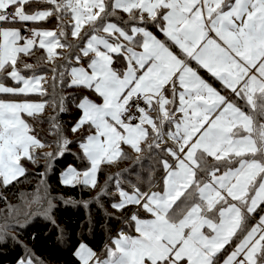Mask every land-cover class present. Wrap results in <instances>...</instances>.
<instances>
[{
    "label": "snow or ice",
    "instance_id": "6c2138e0",
    "mask_svg": "<svg viewBox=\"0 0 264 264\" xmlns=\"http://www.w3.org/2000/svg\"><path fill=\"white\" fill-rule=\"evenodd\" d=\"M35 2L48 7L26 11L32 0H0V23L37 24L51 17L59 22L58 32L25 28L29 35L0 27V94L47 95L44 76L34 71L25 76L17 67L22 54L30 56L38 47L45 53L40 60L53 65L54 90L67 73L68 87L90 90L100 101L83 96L76 104L82 114L71 131L89 126L91 134L79 142L87 165L82 171L69 166L61 183L95 188L101 165L125 156L121 145L140 154L144 144L171 158L160 159L162 184H152L148 191L137 185L126 191L117 179L120 199L112 207L121 211L137 206L126 218L132 231L121 228L100 254L80 243L74 252L79 264H264V214L249 226L258 210L264 213V0ZM118 11L128 15L124 26L110 19L119 20ZM69 15L70 35L79 44L67 42L63 21ZM114 55L123 58V70L114 67ZM58 58L65 63L57 64ZM82 58H88L86 68L70 67L73 59L80 64ZM190 61L235 99L222 95ZM23 67L34 69L28 63ZM9 78L22 86H6L3 81ZM64 99H0V186L19 181L27 171L22 161L36 164V150L52 147L33 134L24 117L42 115L49 103L64 111ZM49 121L57 138L54 151L42 153L46 170L71 143L55 117ZM33 203L46 204L43 214L49 215L53 204L47 187L40 195L38 186L28 207ZM8 208L20 213L18 206ZM18 264H34L31 253Z\"/></svg>",
    "mask_w": 264,
    "mask_h": 264
},
{
    "label": "trees",
    "instance_id": "16d2710c",
    "mask_svg": "<svg viewBox=\"0 0 264 264\" xmlns=\"http://www.w3.org/2000/svg\"><path fill=\"white\" fill-rule=\"evenodd\" d=\"M45 6L47 5L36 4L32 1L30 5L25 7L28 11H34ZM69 17L70 15L67 16V18ZM58 23L56 18H51L41 22L40 25L43 27H54ZM64 24L65 26L67 25L65 30L68 31V37H70L71 23ZM24 31L25 27L23 28V33ZM173 49L179 53L177 48L174 47ZM43 56L45 55L42 54L40 58ZM114 61L117 67H122L125 64L123 58L119 56H115ZM63 63L65 62L62 61L57 64ZM203 72L209 74L206 70ZM64 80L65 82L61 84L59 78L57 79L55 90L53 88V80H49L46 83L47 95L45 96L31 94L27 97H15L9 95L11 98L39 97L47 101L64 97L65 110L60 111L59 107L54 108L53 104L49 103L42 115H38L36 118L26 116L27 121L34 130L33 134L42 142L52 145V147H45L44 150L36 151L38 157L36 164H32L27 160L22 161L27 171L25 176L20 177L19 181L13 182L6 188L0 186V208L3 210L0 216V264H17L28 253H31L34 264H79L74 252L80 243H87L96 252L101 253L105 244L110 241V237H113L120 230L121 223H115L114 215H106L102 208L94 206L93 203H91L92 206L90 208L85 205V202L94 200L92 199L93 192L96 189L102 190L106 188L107 194L103 196L105 201H108L110 196L116 194V172L121 169V165L118 162L111 165L102 164L95 188L82 185L70 187L61 183V173L70 165H74L80 171L86 167L87 162L83 158L79 142L91 134L88 131V125H85L84 128L75 133L71 131V128L82 114L76 104L90 90L68 87L70 76L67 73ZM232 99L235 98L232 97ZM239 103L242 104L243 102ZM50 117H55L56 122L62 128L63 135L71 143L68 145L64 155L57 156L52 160L51 167L46 170L47 161L42 156V153L54 151V141L57 138L51 132ZM93 131L94 129H92ZM142 147L146 149L145 156L147 161L151 162L154 168L159 169V175L162 176L163 171L159 161L162 157H169H165L164 153L158 152L156 149H151L147 154L149 150L147 146L142 144ZM125 153L128 154L127 159L132 161L133 157L131 154L128 151H125ZM113 168L117 170H114V175H110L109 171ZM41 173H44V175H41ZM109 177H111L110 182H108ZM105 181L107 184H105ZM38 186L41 193L47 187L52 203H54L48 216H45L43 212H38L25 218L23 213L16 214L13 210L9 212V204L18 207L21 204H25L29 198H33L34 191H36ZM1 187L3 188L1 189ZM25 193L26 199L23 201L22 197H25ZM43 205L44 208L47 207L46 204ZM130 209V207L124 208V215L128 214L130 216L132 212H128ZM258 213L257 211L256 214ZM253 222L254 216L249 219V226Z\"/></svg>",
    "mask_w": 264,
    "mask_h": 264
},
{
    "label": "rangeland",
    "instance_id": "374dc122",
    "mask_svg": "<svg viewBox=\"0 0 264 264\" xmlns=\"http://www.w3.org/2000/svg\"><path fill=\"white\" fill-rule=\"evenodd\" d=\"M32 1L35 2V0H32ZM45 7H48V6H45ZM39 9H42V8H38L36 10H39ZM26 11H28V10L26 9ZM117 16L120 18L119 20L116 19V17H112L110 19L112 20V22L118 23L120 26H124L123 25V21L128 19V15L126 13L118 11L117 12ZM51 18L53 19L55 17H51ZM51 18H49V19H51ZM41 22H43V21H41ZM41 22H39L37 24H32L31 22H28L26 24H24V23H15V24H13V23H0V27H15V28H19L21 30L22 35H25V33H23V28L24 27L25 28H27V27H36V28L46 29V30H56L57 32L59 31L57 25L54 26V27H43L42 25H40ZM63 22L64 23H72L71 22V18L70 17L67 18V16H64V21ZM148 29L150 31L154 32V27L153 26L149 25ZM101 35H106V34L101 33ZM62 42H64L63 39H62ZM67 42L68 43H73V44L81 43L79 40H77V39H75V38H73L71 36L67 37ZM137 50H139V49H137ZM57 51L58 52H65V54H66L68 51L78 52V49H57ZM42 54L45 55L44 50L43 49H39L37 47V48L33 49V54L32 55H30V56L21 55V58H20V60L18 61V64H17V67L21 70V74L25 75V76H31L33 74V71H34L36 75L44 76L46 78L47 82L49 80H51L52 77H53V73L50 70H48V69H51L53 67V65L51 63H49V62H46V60H39V58H40V56ZM177 54H179V53L177 52ZM87 60H88V58H82L81 63L77 64L75 62V60L73 59L70 67L84 66L86 68L87 67V63H86ZM114 60H115V55H114ZM62 61H63L62 59L58 58L56 63H59V62H62ZM25 63L34 65V69L33 70H25L24 67H23V65ZM193 63H194V66L198 70H200L199 67L195 64L194 61H193ZM114 67L117 68V69L123 70V68L125 67V64L122 67H117L115 65V63H114ZM200 71L203 73L202 70H200ZM203 77L214 88L218 89V91H220L222 95H226V96H229L230 98H232V94H231L230 90L224 89L223 86H221V87L217 86L216 87L217 82L221 84V82L218 81L216 78L211 77L210 74L205 75L204 73H203ZM3 82L5 83L6 86H11V87H20V86H22V85L16 84V82L12 81L10 78L4 80ZM47 82H42V87L44 89H46V83ZM86 96L89 99H92V100H94L96 102H100L98 97L91 91L88 92ZM15 97H17V96H15ZM0 99L15 100V101L29 100V101H36V102L43 100L42 98H39V97H36V98H11V97H9V95H4V94H0ZM24 118L26 119V116ZM26 121H27V119H26ZM94 131L92 133H94ZM169 143H171V141H169ZM121 147H122L124 153H125V151H128L131 154V156L133 157V160L129 161L127 159L128 158V154L127 153H125L124 157H122V158H120L118 160V163L121 165V169L118 172H116V173H119V176H116L115 185H116L117 179H119L120 182H121V187L123 189H125L126 191L131 192L132 191L131 185H137L138 187H140L141 191H148L152 184H157V185H161L162 184V178H163V175H164V171H163L162 165L160 164L161 165V169L163 171V174L161 176V175H159V171L160 170L157 169V168H154L152 166V163L147 161V158L145 156L146 149H144V151L142 153L137 154L135 151H133L127 145H121ZM44 149L45 148L37 149V150H44ZM153 149H156V148H153ZM156 150L158 152H161L159 149H156ZM149 152H150V150L147 151V154ZM138 156H139V159H137ZM168 159L170 160L171 158L169 157ZM70 166L75 167L74 165H70ZM114 170L116 171L117 169L113 168L112 170L109 171L110 175H114L115 174ZM108 182H110V179L108 180ZM105 184H107L106 181H105ZM2 188L3 187H1V189ZM99 189H101V188H99ZM153 190H156V189H153ZM29 193H31V192H29ZM115 193L118 195L117 189L115 190ZM36 194H37V189H36V191H34L33 198L32 199L29 198L27 200V202L32 201L34 199V197L36 196ZM105 194H107V191L105 192ZM105 194L101 195V190L96 189L93 192V198L92 199H94V200L90 201V202H87L85 205L88 208H90L92 206L91 203H93L94 206L102 208L103 211L106 213V215H114L115 216V219H116L115 223H121L120 224L121 227L119 229H121V228L127 229V227H126V218H127L128 214L124 215V211L123 210L117 211L116 209H114L112 207L113 203H116V202L119 201L118 200V199H120L119 195L117 196L116 194H114L113 196L109 197L108 201H105L103 199V196ZM40 195H43V193L40 192ZM25 199H26V193H25V197H22L23 201H25ZM27 202L25 204L19 205L20 213H24L27 210L30 211L32 214H35V213H38V212H40V213L43 212V208H44L43 204L44 203H41V204L33 203V204H31V207H28ZM52 204L54 205V203H52ZM13 206H15V205H13ZM127 207L131 208L128 211L129 213H130V211H132L131 214L133 212L137 211V206H135V205H128ZM11 211L12 210H10L9 212H11ZM258 212H259L258 214H254L253 215L254 216L253 224H255L259 220V216L261 214H264V213L260 212L259 210H258ZM2 213H3V210L0 208V216L2 215ZM139 215H140L141 218H145L146 217V213H144L142 209L139 210ZM119 231L120 230H118L113 237H116V235L119 233ZM131 231L132 230H129L127 232H131ZM232 247H234V243L231 246H226V249H225L224 253L221 254V260L227 254V252L232 250Z\"/></svg>",
    "mask_w": 264,
    "mask_h": 264
},
{
    "label": "crops",
    "instance_id": "0c3cea01",
    "mask_svg": "<svg viewBox=\"0 0 264 264\" xmlns=\"http://www.w3.org/2000/svg\"><path fill=\"white\" fill-rule=\"evenodd\" d=\"M29 28H32V27H29ZM24 33H25V31H24ZM153 34L154 35H156L157 36V38H159V39H161V40H165V37H164V35L157 29V28H155L154 27V32H153ZM179 50V49H178ZM173 51H175V52H177L176 50H174L173 49ZM125 63V62H124ZM190 64H191V66L194 68V69H196L197 71H198V73H199V75H201V77L202 78H204L203 77V73L205 74L206 72H201L200 70H202V71H204V69H202V68H200V70H198L195 66H194V63H193V61H190ZM196 64V63H195ZM198 66V65H197ZM199 67V66H198ZM205 75H208L207 73L205 74ZM214 78V77H213ZM221 87V86H223L222 84H220V83H218L217 82V84H216V87ZM218 90V89H217ZM121 230V229H120ZM129 230H131V229H129V228H127V229H125V231H129ZM134 234V233H133ZM108 243H110V241L108 242ZM235 243V242H234ZM94 250V249H93ZM104 250V249H103ZM95 251V250H94ZM103 252V251H102ZM101 252V253H102ZM98 254H100L99 252H97ZM18 264V263H17Z\"/></svg>",
    "mask_w": 264,
    "mask_h": 264
},
{
    "label": "built area",
    "instance_id": "2783aa9c",
    "mask_svg": "<svg viewBox=\"0 0 264 264\" xmlns=\"http://www.w3.org/2000/svg\"><path fill=\"white\" fill-rule=\"evenodd\" d=\"M27 28H29V27H27ZM25 35H29V33L25 32ZM137 115H139V114L137 113ZM136 122H138V121H134L133 123H136Z\"/></svg>",
    "mask_w": 264,
    "mask_h": 264
}]
</instances>
